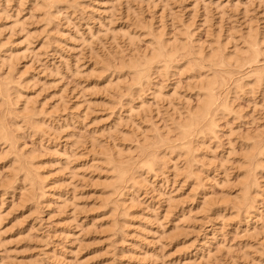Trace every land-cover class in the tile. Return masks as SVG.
I'll return each mask as SVG.
<instances>
[{
    "label": "rangeland",
    "instance_id": "1",
    "mask_svg": "<svg viewBox=\"0 0 264 264\" xmlns=\"http://www.w3.org/2000/svg\"><path fill=\"white\" fill-rule=\"evenodd\" d=\"M251 28L256 54L229 59ZM160 32L184 46L135 83L126 62ZM212 73L218 111L183 141ZM259 75L264 0H0V264H264Z\"/></svg>",
    "mask_w": 264,
    "mask_h": 264
},
{
    "label": "bare ground",
    "instance_id": "2",
    "mask_svg": "<svg viewBox=\"0 0 264 264\" xmlns=\"http://www.w3.org/2000/svg\"><path fill=\"white\" fill-rule=\"evenodd\" d=\"M48 1V0H47ZM44 3H45V1H43ZM43 2H42V4H43ZM53 5H54V3H52ZM43 5H45V4H43ZM39 6V5H38ZM40 6H42V5H40ZM46 6V5H45ZM45 6H43V8L45 7ZM52 6V5H51ZM48 7V6H47ZM53 7V6H52ZM39 9H41V8H39ZM44 11V10H43ZM43 13V12H42ZM47 13V12H46ZM45 13V14H46ZM140 23V22H139ZM250 30H252L253 31V29L251 28ZM252 31H247V39L245 38V42H246V44H247V40H248V44L247 45H245V46H247V47H245L244 48V50L242 49L241 50V48H240V50H235L234 51V53H233V55L232 56H230L229 57V59L231 58V60H234V61H242V60H244V59H246V58H249V56L252 54V56L253 55H255L256 54V49L258 50V48H256L257 46H256V38H255V30L252 32ZM153 33V32H152ZM123 34H124V32H123ZM158 34V35H157ZM255 34V35H254ZM151 35V34H150ZM153 35V34H152ZM163 34L160 32V34L159 33H156V35H154L153 37H152V39H153V45H151L152 46V48H150L151 50L148 52V53H144V54H141V55H136V56H133V57H130V59L129 60H127L128 62H126L127 64H126V66L129 68V69H131V71H132V75H134V79H136L137 81H135V83H139L142 79V77L144 76V73H148V69H150L152 66H151V64L152 63H154V62H157V63H160L161 64V67H166L167 66V63H166V57L167 56H169L171 53H173V51L175 50H177L176 48L177 47H182V46H184L183 44L184 43H182V41L181 42H177V44H179V45H176V43H175V41L173 40V43H169L167 40V42L165 41V39H163L162 36ZM162 36V37H161ZM176 39V38H175ZM28 41V40H27ZM184 41V40H183ZM43 45V44H42ZM224 46H226V45H224ZM213 47V46H212ZM212 49V50H211ZM237 49H239V48H237ZM210 52L208 51V53H209V57L210 58H217V59H219V58H222V50H221V47L219 46V45H217L216 47L214 46L213 48H210ZM225 51V50H224ZM255 53V54H253V53ZM250 53V54H249ZM232 54V53H231ZM247 55H248V57H247ZM11 56V55H10ZM207 56V57H208ZM251 56V57H252ZM227 58V57H226ZM169 59V58H168ZM227 60V61H229L230 62V60ZM212 61L214 60V59H211ZM225 60V62H227L226 61V59H224V56H223V59H222V61H221V59H220V61L221 62H223ZM209 61V60H208ZM211 61V62H212ZM10 62V61H9ZM12 62V61H11ZM220 62V63H221ZM219 63V64H220ZM235 63V62H234ZM241 63V62H240ZM10 64V63H9ZM189 64V63H188ZM187 64V62L185 63V65L184 66H186V65H188ZM226 64V63H225ZM224 64V65H225ZM228 65V64H227ZM155 66V65H154ZM169 66H171V65H169ZM193 66V65H192ZM196 66V65H195ZM232 66V65H231ZM187 67V66H186ZM189 67V66H188ZM224 67V66H223ZM226 67V66H225ZM121 68V67H120ZM202 68V67H201ZM119 69V68H118ZM152 69V68H151ZM157 69V68H156ZM156 69H154V70H156ZM159 69V68H158ZM160 69H162V68H160ZM165 69V68H164ZM185 70V69H184ZM189 70V69H188ZM191 70V69H190ZM189 70V71H190ZM130 71V70H129ZM159 71V70H158ZM192 71V70H191ZM196 71V70H195ZM166 73V72H165ZM196 73V72H195ZM260 73V72H259ZM258 73V74H259ZM145 74V75H146ZM198 74V73H197ZM213 74V73H212ZM204 76H205V74H203ZM214 75V74H213ZM194 76V75H193ZM199 76H200V74H199ZM203 76V77H204ZM149 77V76H148ZM191 77V76H190ZM206 78L204 79L203 78V80H201V79H199L200 80V82H199V89H202L203 90V92L201 93V100H200V103H198V106H197V108H195V111L194 110H191V111H193V112H190L189 111V115L187 114V112H186V114L188 115H186V117H184L185 119L184 120H180V121H176V122H178V123H175V125L177 124L178 126H176V130H177V128H178V132H179V137L184 141V140H186L187 139V137L189 136V134L191 135V133H193L192 131H194L193 129H195L198 125H200L203 121H207L206 119H207V117H208V115L210 114V111L214 108V110H215V113H214V111H213V113H212V115H210V116H212L213 117V115H216V111H218V107L219 106H216L215 105V99H214V93L212 92L213 90V88L212 87H214L213 85H214V82H215V75L214 76H205ZM259 77V78H258ZM256 76V78L258 79V80H254L255 82H253V84L252 83H250L252 86L251 87H253V85L255 84V85H257V84H259L258 82H260L261 80L262 81H264V76ZM132 78H133V76H132ZM255 78V79H256ZM197 80V79H196ZM195 80V81H196ZM133 81V82H134ZM194 81V82H195ZM216 83V82H215ZM112 84V83H111ZM146 84V83H145ZM247 84V83H246ZM143 86V85H142ZM2 87V86H1ZM196 87V86H195ZM246 87V86H245ZM248 87L249 88H251L249 85H248ZM259 87V86H258ZM3 88V87H2ZM256 88V87H255ZM1 89V88H0ZM7 89V88H6ZM128 89V88H127ZM254 89V88H253ZM3 90V89H2ZM5 90V89H4ZM3 90V91H4ZM2 91V93L0 92V94H3L4 92ZM8 91V90H7ZM246 91V90H245ZM251 91V90H250ZM254 91V90H253ZM129 92V91H128ZM19 93V92H18ZM160 93V92H159ZM6 94V93H5ZM156 94V93H155ZM158 94V93H157ZM224 94V93H223ZM16 96V95H15ZM19 96V95H18ZM21 97V96H20ZM16 98V97H15ZM18 98V97H17ZM159 98V97H158ZM29 100V99H28ZM26 101H27V99H26ZM217 101V100H216ZM18 102V101H17ZM89 102V101H88ZM14 103H15V101H14ZM222 103V102H221ZM220 103V104H221ZM29 104V103H28ZM95 105V104H94ZM219 105V104H218ZM227 106V105H226ZM32 106H29L28 107V105L26 104L25 106L23 105V108H24V110H25V113L27 114V112H30V113H32L31 111H33V107L31 108ZM221 107L222 108H224L225 107V102H224V104L222 103V105H221ZM228 107V106H227ZM90 108V107H89ZM32 109V110H31ZM188 110V109H187ZM225 110H226V108H225ZM39 111V110H38ZM221 111V110H220ZM34 113V112H33ZM36 113H37V111H36ZM35 114V113H34ZM38 114V113H37ZM46 115V114H45ZM33 116V115H32ZM185 116V115H184ZM28 117H30V116H28ZM35 117H37V116H35ZM27 118V117H26ZM31 118V117H30ZM38 119V118H37ZM48 119V118H47ZM214 119V118H213ZM179 120V119H178ZM201 120H203V121H201ZM212 120V118H210V121ZM37 121V120H36ZM209 121V122H210ZM213 121V120H212ZM211 121V122H212ZM216 121V120H215ZM180 122V123H179ZM201 122V123H200ZM209 122H206V124L208 123L209 124ZM37 123H39V122H36L35 124H37ZM204 123V122H203ZM202 123V124H203ZM213 123H215V122H213ZM212 123V124H213ZM41 124V123H40ZM40 124H38V125H40ZM44 125H45V123H43ZM208 124H207V126H208ZM2 125V124H1ZM1 125H0V127H1ZM4 125V124H3ZM2 125V126H3ZM34 125V124H33ZM37 125V126H38ZM203 125H205V123L203 124ZM42 126V125H41ZM40 126V127H41ZM39 127V128H40ZM199 127V126H198ZM198 127H197V129H198ZM200 127H202L201 125H200ZM35 128H36V126H35ZM203 128V127H202ZM202 128H199V129H201L202 130ZM264 128V127H263ZM43 129V128H42ZM192 129V131H190ZM204 129H206V127L204 128ZM207 130V129H206ZM210 130V129H209ZM4 131H5V129H4ZM170 131V130H169ZM199 131V130H198ZM211 131V130H210ZM6 132V131H5ZM8 132V131H7ZM6 132V133H7ZM191 132V133H190ZM200 132V131H199ZM203 132V131H202ZM208 132V131H207ZM0 133H2V132H0ZM201 133V132H200ZM262 133V132H261ZM260 133V134H261ZM2 134H4V133H2ZM125 134V133H124ZM195 134V133H194ZM7 135H8V133H7ZM129 135V134H128ZM3 136V135H2ZM145 137H147V136H145ZM247 137V136H246ZM124 138V137H123ZM179 138V139H180ZM249 138V137H248ZM253 138V137H252ZM257 138V137H256ZM5 139H7V138H5ZM129 139V138H128ZM146 139V138H145ZM176 139H178V138H176ZM178 139V140H179ZM247 139V138H246ZM251 140V139H250ZM126 142V141H125ZM187 142V141H186ZM189 142V141H188ZM101 143V142H100ZM93 144V143H92ZM105 144V143H104ZM181 145H182V143H181ZM184 145V144H183ZM188 146H189V144H187ZM174 146V145H173ZM172 146V147H173ZM249 146V149H248V151H247V153L244 155V162H245V166L244 167H246V169L244 170V175H243V177H241L243 180L245 179V183L247 184V183H252V180H251V177H250V170L251 169H248L249 168V166H248V161H249V157H251L252 155L251 154H253L254 153V151L256 150L255 149V147L256 146H254V144H250V145H248ZM104 147V149L107 151V149H108V147H107V144L106 145H104L103 146ZM167 147H170V146H167ZM166 147V148H167ZM117 148V147H116ZM258 148H260V147H258ZM101 149H102V146H101ZM105 150H102V151H105ZM117 150V149H116ZM154 150V149H153ZM188 150V149H187ZM193 150V149H192ZM105 151V152H106ZM123 151V150H122ZM109 152V151H108ZM149 153H145V156H146V159L144 158V159H142V160H144V161H146V163H147V166H148V170H153V167H154V165L156 164V160L155 159H157L158 157H157V154L155 155L154 153H156V152H151V151H148ZM256 152V151H255ZM144 152H142V154H143ZM172 153H173V151H172ZM188 153V152H187ZM187 153H185V154H187ZM119 154V153H118ZM142 154L140 155V156H142ZM254 155V154H253ZM67 156V155H66ZM122 156V155H121ZM187 156V155H186ZM185 156V157H186ZM260 156V155H259ZM30 157V156H29ZM120 157V156H119ZM143 157V156H142ZM155 157H157V158H155ZM108 158V157H107ZM29 159V158H28ZM24 160V163L26 164H20L21 166H25L24 168L26 169V171H28L27 170V165H28V167L30 166V164H31V162H32V160ZM30 159H32L31 157H30ZM193 159H194V156H193ZM105 160V159H104ZM107 160H109V161H107ZM106 160V162H108V165L110 166V170H111V172L112 173H114L113 175H114V177H113V180L112 181H114V179H115V177L116 178H118V177H122V175L124 176V174L127 172V166L125 167L126 169H124V168H122V166L120 167L119 165H116V162H114L113 160L111 161L110 159H107ZM158 160V159H157ZM251 160V159H250ZM128 161V160H127ZM143 161V162H144ZM190 161V160H189ZM119 162H120V160H119ZM119 162L117 161V164H119ZM124 162V161H123ZM16 163V162H15ZM29 163V164H28ZM65 163H67V161L65 162ZM121 163V162H120ZM68 164V163H67ZM145 164V163H144ZM187 164H188V162H187ZM106 165V164H105ZM129 165V164H128ZM173 165H174V163H173ZM189 165V164H188ZM238 165V164H237ZM249 165H250V163H249ZM19 166V165H18ZM21 166H19V168L21 167ZM31 166H33V165H31ZM194 166V165H193ZM247 166H248V168H247ZM251 166V165H250ZM261 166V165H260ZM129 167V166H128ZM141 167H143V166H141ZM189 167V166H188ZM255 167V166H254ZM23 168V169H24ZM66 168H68V167H66ZM138 168V167H137ZM240 168V167H239ZM123 169V170H122ZM109 170V171H110ZM124 170H126L125 172H123ZM155 170V169H154ZM19 171V170H18ZM243 171V170H242ZM25 172V171H24ZM192 172V171H191ZM23 173V172H22ZM26 173H28V172H26ZM25 173V174H26ZM135 174V173H134ZM190 174V173H189ZM254 174V173H253ZM191 175V174H190ZM227 175V174H226ZM133 176V175H132ZM188 176V175H187ZM192 176H193V174H192ZM128 177H130V176H128ZM226 177V176H225ZM127 178V177H126ZM144 178V177H143ZM108 179V178H107ZM110 179V178H109ZM121 179H123V177L121 178ZM141 179V178H140ZM143 180V179H142ZM107 181V180H106ZM135 181V180H134ZM105 182V181H104ZM120 182V181H119ZM127 182V181H126ZM225 182H226V180H225ZM243 181H241V184H243L244 183ZM109 183V182H108ZM112 183V182H111ZM123 183V182H122ZM133 184V183H132ZM250 184L248 185L249 187H250ZM108 185V184H107ZM110 185V184H109ZM118 185V184H117ZM134 185V184H133ZM130 186V185H129ZM240 186V185H239ZM109 187V186H108ZM113 187V186H112ZM114 188V187H113ZM120 188V187H119ZM245 188H246V186H245ZM243 189V190H242ZM117 190V189H116ZM245 189L244 188H242V186H241V193L244 191ZM248 190V189H247ZM111 191L112 192H114L115 191V189H114V191L111 189ZM111 191H109V192H111ZM111 192V193H112ZM122 192V191H121ZM119 193V192H118ZM248 194V193H247ZM245 192L244 193H242V194H240L239 195V198L237 199L235 196V198L237 199V201L235 202L236 204H237V206L238 207H240V208H246V207H248V203H249V195H247ZM235 195V194H234ZM75 196V195H74ZM110 196V195H109ZM122 196V195H121ZM237 196V195H236ZM77 197V196H76ZM111 197V196H110ZM233 197V198H234ZM171 198V197H170ZM191 198V197H190ZM221 198V197H220ZM29 199V198H28ZM105 199L106 198H104V201H105ZM115 199V198H114ZM235 199V200H236ZM232 200V199H231ZM225 201H227V200H224V202ZM232 201H234V200H232ZM231 201V202H232ZM118 202V201H117ZM173 202V201H172ZM230 202V203H231ZM171 203V202H170ZM204 203V202H203ZM71 204V203H70ZM118 204V203H117ZM219 204V203H218ZM222 205H224V204H222ZM75 206V205H74ZM105 207V206H104ZM225 207V206H224ZM251 207V206H250ZM173 208V207H172ZM211 210V209H210ZM243 212V211H242ZM244 213V212H243ZM240 215V214H239ZM111 225V224H110ZM116 230V229H115ZM162 231V230H161ZM247 254V253H246ZM245 255V254H244ZM245 257V256H244Z\"/></svg>",
    "mask_w": 264,
    "mask_h": 264
}]
</instances>
